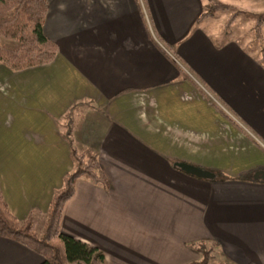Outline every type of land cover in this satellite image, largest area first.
Listing matches in <instances>:
<instances>
[{"label":"crops","instance_id":"obj_1","mask_svg":"<svg viewBox=\"0 0 264 264\" xmlns=\"http://www.w3.org/2000/svg\"><path fill=\"white\" fill-rule=\"evenodd\" d=\"M210 1L47 0L53 61L0 65V191L18 221L45 217L74 149L107 187L77 180L60 231L106 264H190L197 247L264 264V61L198 21ZM42 262L0 238V264Z\"/></svg>","mask_w":264,"mask_h":264},{"label":"trees","instance_id":"obj_2","mask_svg":"<svg viewBox=\"0 0 264 264\" xmlns=\"http://www.w3.org/2000/svg\"><path fill=\"white\" fill-rule=\"evenodd\" d=\"M227 9H230L228 5L211 0L198 21ZM47 12V0H0V65L11 72H19L53 61L57 46L43 31ZM256 17L259 22L264 19V14ZM71 160L73 169L52 194L40 236L35 233L32 216L18 221L0 191V238L11 239L31 249L43 258L41 264H106L102 251L60 231L63 208L73 197L77 180L83 178L93 185L107 187L96 154L85 155L72 149ZM218 177L224 179L221 175ZM196 249L201 258L190 264H209L212 250Z\"/></svg>","mask_w":264,"mask_h":264},{"label":"rangeland","instance_id":"obj_3","mask_svg":"<svg viewBox=\"0 0 264 264\" xmlns=\"http://www.w3.org/2000/svg\"><path fill=\"white\" fill-rule=\"evenodd\" d=\"M224 3L229 4L230 9L219 10L214 14L215 18L208 19L213 33H217L222 41H228L230 38V41L236 40L252 57L262 61L264 59V19L258 22L256 15L264 14V0H228ZM183 66L186 68L185 65ZM89 115L85 112L87 120ZM79 149L84 151L81 147ZM44 221V216L35 218L37 236L41 235Z\"/></svg>","mask_w":264,"mask_h":264},{"label":"water","instance_id":"obj_4","mask_svg":"<svg viewBox=\"0 0 264 264\" xmlns=\"http://www.w3.org/2000/svg\"><path fill=\"white\" fill-rule=\"evenodd\" d=\"M177 166L184 172L192 176H195L197 178L207 179V180H212L215 178V175L213 173L199 169L194 166L185 165V164H177Z\"/></svg>","mask_w":264,"mask_h":264}]
</instances>
